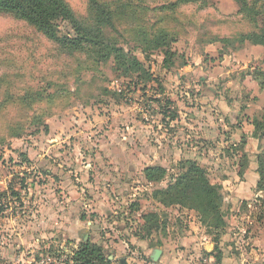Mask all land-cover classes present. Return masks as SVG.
<instances>
[{
    "label": "rangeland",
    "instance_id": "374dc122",
    "mask_svg": "<svg viewBox=\"0 0 264 264\" xmlns=\"http://www.w3.org/2000/svg\"><path fill=\"white\" fill-rule=\"evenodd\" d=\"M63 1L84 27L98 26L109 44L135 56L148 77L121 76L113 57L61 48L0 13V264L53 255L66 264L83 229L108 264H153L144 251L177 250L200 224L195 212L153 198L184 160L222 196L218 247L239 256L252 230L264 231L263 148L251 137L264 85L248 76L264 72V47L211 40L258 30L264 0H246L255 15L239 14L238 0H98L113 28L88 0ZM57 25L58 36L73 35L67 23ZM160 31L175 39L171 57L145 42ZM153 166L166 170L161 182L144 179ZM150 213L158 222L147 230Z\"/></svg>",
    "mask_w": 264,
    "mask_h": 264
},
{
    "label": "trees",
    "instance_id": "16d2710c",
    "mask_svg": "<svg viewBox=\"0 0 264 264\" xmlns=\"http://www.w3.org/2000/svg\"><path fill=\"white\" fill-rule=\"evenodd\" d=\"M199 2L200 0H179V3L183 4H198ZM88 3L99 14L101 22L113 28L109 13L98 0H88ZM238 4L239 14L255 15L246 0H238ZM0 13L9 14L17 20L24 21L33 27L36 32L61 48L81 50L84 47H89L96 50L99 54V59L108 60L110 56L113 57L115 71L121 76L127 77L131 74L141 76L142 74L139 78L148 77L142 68V64L135 56L125 52L123 48L117 45L109 44L98 26L93 28L84 27L82 22L74 17L63 0H0ZM261 13L263 14V12ZM58 21L67 23L73 35L58 36ZM145 42H149L155 47L165 48L164 54L170 55V57L174 55V53L171 55L172 51L170 52L171 49L169 47L175 42V39L165 31L153 34ZM211 42H218L227 46L234 45L235 42L239 45L248 42L253 46L264 47V25L258 27L255 32L239 33L233 38L216 39L211 40ZM248 75H251L260 87L264 85V72L254 71ZM252 126L251 137L260 142V150L263 148L257 157L260 169L258 186L260 191H264V111L261 118L252 120ZM241 138V142H245V136ZM179 164V169L182 172L173 177L165 188L155 190L153 198L164 207L180 206L183 209L195 212L198 222L205 228L206 234L212 238L214 257L220 261L221 252L218 248V231L226 227L220 211L223 201L222 196L216 187L210 184L206 172L194 161L184 160ZM143 175L147 182L158 183L165 178L166 170L160 166L146 167L143 170ZM143 219L145 220V225L152 224L149 228L145 227V229L152 230V228L157 226L158 216L155 213L147 214ZM71 261L73 264H108L102 248L90 242L87 236L83 239L79 248L72 253Z\"/></svg>",
    "mask_w": 264,
    "mask_h": 264
},
{
    "label": "crops",
    "instance_id": "0c3cea01",
    "mask_svg": "<svg viewBox=\"0 0 264 264\" xmlns=\"http://www.w3.org/2000/svg\"><path fill=\"white\" fill-rule=\"evenodd\" d=\"M197 225L198 227L192 226L191 231H188L187 233V236H189V238H187L186 240H191V242H183L177 250H172L170 253L168 252L170 248L160 249L161 254L156 261H153L152 259L155 249H148L144 251L145 256H147V258H149L153 264H191L193 261L191 256L199 252L200 259L197 260V263L199 261V264H202L203 260L211 262L213 261V264H264V231L259 229L258 227V232H255L251 229V234L255 235L253 236V238H249L245 248L239 247L240 245L238 243V239L234 236V239H236L237 241V244L235 246L239 247V250L241 251V254L239 256L236 253H234L233 256H230L231 253L228 251L229 247H223V245H219L218 248L221 252V260L218 261L214 257V243L211 242L209 235L205 234V232L201 233L203 227L198 223ZM194 229L198 230V233L197 231H194V233H192V230ZM230 230L231 228L227 227L228 237H230ZM72 232L76 231L72 229ZM86 232H88V229H83L82 233H80L81 235L78 237L76 235L78 232H76L74 234L76 235L75 238L79 239L82 242L83 239L87 236ZM241 232L243 231L241 230ZM231 235L233 236L232 233Z\"/></svg>",
    "mask_w": 264,
    "mask_h": 264
},
{
    "label": "built area",
    "instance_id": "2783aa9c",
    "mask_svg": "<svg viewBox=\"0 0 264 264\" xmlns=\"http://www.w3.org/2000/svg\"><path fill=\"white\" fill-rule=\"evenodd\" d=\"M60 256L61 255H53L52 257H49V256L41 257L39 260L32 261V263H29V264H61L63 261L61 260ZM67 260H68V263L66 264H70L71 256L67 257ZM57 261L59 262L56 263ZM202 264H213V261L211 262V261L203 260Z\"/></svg>",
    "mask_w": 264,
    "mask_h": 264
},
{
    "label": "water",
    "instance_id": "95a60500",
    "mask_svg": "<svg viewBox=\"0 0 264 264\" xmlns=\"http://www.w3.org/2000/svg\"><path fill=\"white\" fill-rule=\"evenodd\" d=\"M160 254H161V250L155 249L153 252V256H152L153 261H156L158 259V257L160 256Z\"/></svg>",
    "mask_w": 264,
    "mask_h": 264
}]
</instances>
